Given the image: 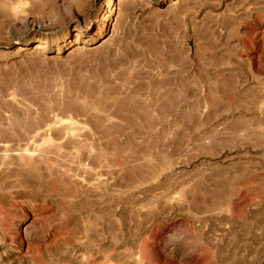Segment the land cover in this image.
<instances>
[{
  "label": "rangeland",
  "instance_id": "374dc122",
  "mask_svg": "<svg viewBox=\"0 0 264 264\" xmlns=\"http://www.w3.org/2000/svg\"><path fill=\"white\" fill-rule=\"evenodd\" d=\"M107 1L0 0V264H264V0Z\"/></svg>",
  "mask_w": 264,
  "mask_h": 264
},
{
  "label": "bare ground",
  "instance_id": "6f19581e",
  "mask_svg": "<svg viewBox=\"0 0 264 264\" xmlns=\"http://www.w3.org/2000/svg\"><path fill=\"white\" fill-rule=\"evenodd\" d=\"M106 3L107 4V8H110V14L111 16H109V18H111L108 22L107 19L108 18H104L105 16L103 15L104 11H102V13H100V15L97 17V21L98 24H99V27H101L105 22H106V25L108 26H104V28L102 29V32H101V38H105L108 34H110L111 32H113V28H114V23L113 21L117 20V13L114 11L117 10V7L116 5H112V0H108ZM107 11V10H106ZM116 25V24H115ZM103 27V26H102ZM113 27V28H112ZM43 48H46L45 46L43 47L42 44H39L36 48L37 51H42ZM42 124V123H41ZM46 133V132H45ZM46 136V135H45ZM9 148V147H8ZM8 150V149H7ZM7 153V152H6ZM23 157V156H22ZM21 160V159H20ZM27 160V159H26ZM29 170V169H28Z\"/></svg>",
  "mask_w": 264,
  "mask_h": 264
}]
</instances>
